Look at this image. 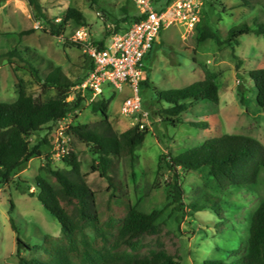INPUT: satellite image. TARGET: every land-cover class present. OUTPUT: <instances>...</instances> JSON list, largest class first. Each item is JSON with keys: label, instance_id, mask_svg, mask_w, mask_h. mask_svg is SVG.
Returning a JSON list of instances; mask_svg holds the SVG:
<instances>
[{"label": "rangeland", "instance_id": "374dc122", "mask_svg": "<svg viewBox=\"0 0 264 264\" xmlns=\"http://www.w3.org/2000/svg\"><path fill=\"white\" fill-rule=\"evenodd\" d=\"M41 0L49 15L60 22L68 7L80 10L84 25L70 23L66 30L53 36L42 29L34 18L27 0H4L0 4V101L12 102L22 87L27 94L39 95L48 100L56 95L54 88L41 92V80L52 67H61L76 82L87 71L91 59L85 47L96 41H110L116 20L137 15L139 10L132 0ZM163 1V0H161ZM197 26L188 29L174 21L162 27L152 48L145 55L144 70L147 85L140 84L141 111L125 116L120 105L129 88L124 91L103 85L107 114L116 132H122L139 123L146 128L144 140L134 149L133 156L109 155V178L93 171L97 154L91 146L67 134V146L73 149L80 161L82 173L92 189L101 193L100 203H105L111 193L127 195L143 211L160 210L155 228L149 232L118 243L119 250L151 257L165 252L183 264H202L205 259L227 260L226 252L243 246L247 237L249 218L264 200V171L255 184L241 188L229 186L223 190L225 210L219 217L211 209L197 208L212 182L206 169L180 171L179 183L183 188L180 200L169 192V173L158 160L162 154L176 155L189 147L201 144L216 134L249 136L264 145V108L256 103V90L247 71L264 67V34L248 33L240 36L236 46L218 45L213 39L198 41L199 29L207 26L224 38L231 26L246 22L254 27L255 21L264 23V4L255 2L241 6L239 0H199ZM124 26L125 24H121ZM83 28L85 37L76 34ZM78 42L80 46L74 43ZM29 49L31 57L25 61L10 52L14 48ZM241 64L237 67V58ZM207 72L215 75L219 87L217 104L210 100L192 101L183 114L184 123L172 125L157 115L159 107L154 89L183 88L201 80ZM75 88L67 97L71 101ZM91 104L82 106L68 115L66 124H93L102 118ZM188 119L205 120L208 127L192 126ZM44 131L31 136V143ZM53 167H62L61 154L51 149ZM42 161L32 158L16 171L8 184L0 183V264H18L16 234L30 244H40L39 232L59 236L61 228L56 218L43 207L35 195L33 179L42 174ZM26 183H21V181ZM111 182V184H109ZM12 200V211H10ZM12 217L17 225L15 232L10 224ZM26 258L37 251H24Z\"/></svg>", "mask_w": 264, "mask_h": 264}, {"label": "trees", "instance_id": "16d2710c", "mask_svg": "<svg viewBox=\"0 0 264 264\" xmlns=\"http://www.w3.org/2000/svg\"><path fill=\"white\" fill-rule=\"evenodd\" d=\"M171 1L153 0L157 8ZM27 2L42 29L53 36L62 34L70 23L85 24L84 14L74 7H68L60 22H56L41 0ZM255 2L264 4V0H239L241 6H250ZM138 18L139 14L116 20L111 35L125 30ZM254 25L251 27L246 22L233 25L222 39L216 31L203 26L199 29L198 41L211 38L218 45L233 47L240 43L239 38L243 34H264L263 22L255 21ZM74 44L80 46L78 42ZM95 44L104 46L103 41H96ZM10 54L23 61L25 57H31L26 47L14 48ZM236 58L238 67L241 59L237 55ZM91 69L92 60L85 74L76 82L61 67H52L41 80V92L48 88L56 90V95L48 100H42L39 95L27 94L20 87L14 101H0V183H10L19 168L32 158H40L42 174L33 179L36 191H30L28 185L25 191L36 196L61 228L59 236L39 232L42 241L39 245L28 243L17 233L18 264H183L165 252L141 257L137 253L118 249V243L125 238L153 230L160 210L145 212L132 203L127 195L117 196L115 193H111L104 204L100 203L101 193L89 185L76 152L69 147L62 156L63 166L52 165L51 149L54 147L56 129L63 118L79 109L85 101L81 91H75L71 101H67V97ZM246 74L255 87L256 103L264 108V67L249 70ZM141 83L147 85L145 79ZM154 93L159 105L157 115L172 125L185 122L183 114L192 101L210 100L215 104L219 101V87L211 72L189 86L155 88ZM90 104L92 110L101 112L103 117L93 124H68L65 133L91 146L97 154L92 170L108 179L111 166L109 155L133 156L134 149L144 140L147 129H140V124L136 123L122 132H116L107 114L104 97L98 96ZM188 122L194 127H208L205 120L188 119ZM41 131L44 134L32 144L31 136ZM162 166L169 173L166 184L175 201L183 196V188L179 183L180 171L206 169L212 187L195 207L211 209L219 217L225 218L220 213L225 210L223 190L229 186L245 187L258 181L264 171V145L245 135L216 134L176 155L162 154L158 167ZM12 204L10 200V211ZM9 221L12 229L18 232L14 219L10 217ZM243 244L227 251V260L205 259L202 264H264V200L250 215ZM24 251H37V255L26 258L21 254Z\"/></svg>", "mask_w": 264, "mask_h": 264}, {"label": "built area", "instance_id": "2783aa9c", "mask_svg": "<svg viewBox=\"0 0 264 264\" xmlns=\"http://www.w3.org/2000/svg\"><path fill=\"white\" fill-rule=\"evenodd\" d=\"M139 10V18L120 32L112 34L110 41L103 47L96 44L87 45L85 50L93 62L86 77L77 85L75 91H81L85 101L91 103L98 96L103 97V85L109 84L113 89L130 94L125 96L120 105V112L131 116L142 107L140 84L145 78V55L152 48L153 42L162 27L170 26L174 21L193 29L199 22V0H172L157 8L153 0H132ZM77 38L85 37L84 29L77 31ZM71 100L74 99L71 96ZM68 116L63 118L55 131L54 150L56 154L67 152V134L65 125ZM142 126V125H140Z\"/></svg>", "mask_w": 264, "mask_h": 264}, {"label": "crops", "instance_id": "0c3cea01", "mask_svg": "<svg viewBox=\"0 0 264 264\" xmlns=\"http://www.w3.org/2000/svg\"><path fill=\"white\" fill-rule=\"evenodd\" d=\"M104 42V45H106L108 42H105V41H103Z\"/></svg>", "mask_w": 264, "mask_h": 264}, {"label": "water", "instance_id": "95a60500", "mask_svg": "<svg viewBox=\"0 0 264 264\" xmlns=\"http://www.w3.org/2000/svg\"><path fill=\"white\" fill-rule=\"evenodd\" d=\"M97 147V146H96Z\"/></svg>", "mask_w": 264, "mask_h": 264}]
</instances>
